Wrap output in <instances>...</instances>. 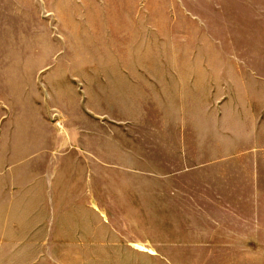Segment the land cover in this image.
<instances>
[{"label":"rangeland","instance_id":"rangeland-1","mask_svg":"<svg viewBox=\"0 0 264 264\" xmlns=\"http://www.w3.org/2000/svg\"><path fill=\"white\" fill-rule=\"evenodd\" d=\"M0 264H264V0H0Z\"/></svg>","mask_w":264,"mask_h":264}]
</instances>
